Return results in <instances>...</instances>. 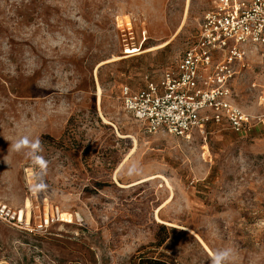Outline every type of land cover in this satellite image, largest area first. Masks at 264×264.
I'll return each instance as SVG.
<instances>
[{"label": "rangeland", "instance_id": "1", "mask_svg": "<svg viewBox=\"0 0 264 264\" xmlns=\"http://www.w3.org/2000/svg\"><path fill=\"white\" fill-rule=\"evenodd\" d=\"M212 1L0 0V202L81 218L0 220V264H264V128L146 133L120 99L177 64ZM232 98L264 114L260 55Z\"/></svg>", "mask_w": 264, "mask_h": 264}, {"label": "built area", "instance_id": "2", "mask_svg": "<svg viewBox=\"0 0 264 264\" xmlns=\"http://www.w3.org/2000/svg\"><path fill=\"white\" fill-rule=\"evenodd\" d=\"M264 58V0H213L200 20L193 42L174 67L143 87L121 89L123 110L140 122L146 133L163 130L187 138L207 126H225L250 134L264 128V114L251 115L232 98V81L247 64L249 54ZM67 219L55 209L33 223L21 210L0 202V220L28 234H39Z\"/></svg>", "mask_w": 264, "mask_h": 264}, {"label": "clouds", "instance_id": "3", "mask_svg": "<svg viewBox=\"0 0 264 264\" xmlns=\"http://www.w3.org/2000/svg\"><path fill=\"white\" fill-rule=\"evenodd\" d=\"M38 143H39L38 140L36 142H31L27 137H22L18 139L12 145V147L14 150H17V151L23 150L29 145L32 149H35ZM27 154L31 155V152L29 151ZM233 256H234V250L231 248H224V249L217 250L212 255L211 264H229Z\"/></svg>", "mask_w": 264, "mask_h": 264}, {"label": "bare ground", "instance_id": "4", "mask_svg": "<svg viewBox=\"0 0 264 264\" xmlns=\"http://www.w3.org/2000/svg\"><path fill=\"white\" fill-rule=\"evenodd\" d=\"M28 205H29V202H28V201H26V202H25V206H24V207H25V208H28ZM23 211H24V210H23ZM27 211H28V210H27ZM21 213H22V211H21ZM62 216H64V214H63V213H62Z\"/></svg>", "mask_w": 264, "mask_h": 264}]
</instances>
